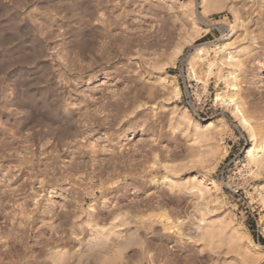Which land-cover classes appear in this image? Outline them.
<instances>
[{
    "label": "rangeland",
    "instance_id": "rangeland-1",
    "mask_svg": "<svg viewBox=\"0 0 264 264\" xmlns=\"http://www.w3.org/2000/svg\"><path fill=\"white\" fill-rule=\"evenodd\" d=\"M263 66L264 0H0V264H264Z\"/></svg>",
    "mask_w": 264,
    "mask_h": 264
},
{
    "label": "bare ground",
    "instance_id": "bare-ground-1",
    "mask_svg": "<svg viewBox=\"0 0 264 264\" xmlns=\"http://www.w3.org/2000/svg\"><path fill=\"white\" fill-rule=\"evenodd\" d=\"M262 69H263V70H262L261 72L257 73L256 76H255V80H256V82H257L258 80L262 79V77H264V66H263ZM254 139H255V138H254ZM256 140H257V139H256ZM259 148H260V147H259ZM259 148L253 147V149H250V151L248 152V153L251 155L252 159H254V157H255V152H254L253 150H258ZM257 153H258V154H260V153H264V146L261 147V148L258 150Z\"/></svg>",
    "mask_w": 264,
    "mask_h": 264
}]
</instances>
